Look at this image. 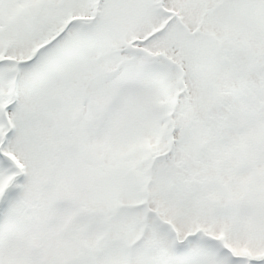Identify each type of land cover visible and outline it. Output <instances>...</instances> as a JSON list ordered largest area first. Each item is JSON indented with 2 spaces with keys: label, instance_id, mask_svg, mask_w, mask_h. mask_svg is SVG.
I'll return each mask as SVG.
<instances>
[{
  "label": "snow or ice",
  "instance_id": "obj_1",
  "mask_svg": "<svg viewBox=\"0 0 264 264\" xmlns=\"http://www.w3.org/2000/svg\"><path fill=\"white\" fill-rule=\"evenodd\" d=\"M0 264H264V0H0Z\"/></svg>",
  "mask_w": 264,
  "mask_h": 264
}]
</instances>
